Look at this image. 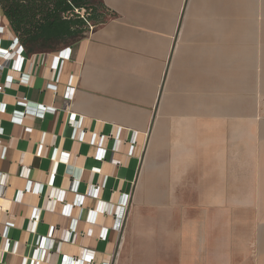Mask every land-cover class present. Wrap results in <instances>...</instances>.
I'll list each match as a JSON object with an SVG mask.
<instances>
[{
    "label": "crops",
    "instance_id": "crops-1",
    "mask_svg": "<svg viewBox=\"0 0 264 264\" xmlns=\"http://www.w3.org/2000/svg\"><path fill=\"white\" fill-rule=\"evenodd\" d=\"M102 3L0 74V264H264V0Z\"/></svg>",
    "mask_w": 264,
    "mask_h": 264
},
{
    "label": "trees",
    "instance_id": "trees-1",
    "mask_svg": "<svg viewBox=\"0 0 264 264\" xmlns=\"http://www.w3.org/2000/svg\"><path fill=\"white\" fill-rule=\"evenodd\" d=\"M95 0H0V8L27 53L56 51L86 37L87 23L100 22ZM99 3V2H98ZM99 6L103 8L100 1ZM93 10L84 19L75 10ZM71 14L72 17H64ZM60 48V49H61Z\"/></svg>",
    "mask_w": 264,
    "mask_h": 264
},
{
    "label": "built area",
    "instance_id": "built-area-1",
    "mask_svg": "<svg viewBox=\"0 0 264 264\" xmlns=\"http://www.w3.org/2000/svg\"><path fill=\"white\" fill-rule=\"evenodd\" d=\"M91 12H92V10H89L88 12L85 9H82V10L76 9L75 10V14H79L80 17L82 19H84V20H85V18H87L90 15ZM66 16L68 18L72 17L71 14H65L64 17H66ZM87 25H88L90 31H92L95 28V26L93 24H91V23H87ZM3 29L4 28L0 26V59L2 60L0 62V74L3 73V71L5 70V67L9 66L10 62L13 60V58L15 56L22 57L25 54L24 52L26 51L25 47L21 45V43H20L18 38L15 41H13V44H11L10 47H8L7 49H3L1 47V41H2L1 35L3 33ZM63 61H64V58H63V55H62L59 58H57L55 66L58 67V66L62 65ZM21 81L22 82H27L28 81V77H24ZM10 83H11L10 80H7L5 83H0V95L2 93H4L5 90L8 87H10ZM23 101L27 102V99L24 98ZM4 111H5V105H4V103H2L0 101V113H3ZM23 114L24 113H22V115ZM15 120L19 121L20 118H18V116L17 117L15 116ZM5 190L6 189H4L3 191L0 192V197L3 196V192L5 193ZM19 195L20 194H17V196L15 198L16 202L19 201V198H20ZM128 202L129 201H125L124 202V204H123L124 208H126L128 206ZM2 212H3L2 209H0V220H1ZM122 224H123V220L119 221L117 223V225H116V229L119 232H121L122 229H123V225ZM12 226L13 225L10 224V223L5 225L4 231H3L2 235H1V238H2V240L4 242V244H3L4 247L2 248V250H0V262L2 260L3 254L6 253L11 248L12 244H11V239H10V232L12 230L11 229ZM39 243H40V241L38 242L37 249L35 251L36 254L38 253L39 250H41V245L42 244H39ZM14 247L16 249L17 245H15ZM41 262H42L41 260L36 259L34 257L33 262L31 264H40ZM72 264H79V261H74Z\"/></svg>",
    "mask_w": 264,
    "mask_h": 264
},
{
    "label": "rangeland",
    "instance_id": "rangeland-1",
    "mask_svg": "<svg viewBox=\"0 0 264 264\" xmlns=\"http://www.w3.org/2000/svg\"><path fill=\"white\" fill-rule=\"evenodd\" d=\"M100 1L102 2L103 0H95V2H94V5L92 6L93 8H94V10H95V8L96 7H98L99 8V13H100V15H101V17H100V19H101V21H105L107 18H108V14H104V12H103V8H101L100 6H99V3H100ZM99 2V3H98ZM93 13H94V11L92 10V12L90 13L91 15H90V17L89 18H91L92 16H93ZM93 22V21H92ZM94 23V22H93ZM92 23V24H93ZM96 25V24H95ZM96 28V27H95ZM94 28V29H95ZM91 31H90V29H88V33H90ZM87 33V34H88ZM86 34V35H87ZM61 46H63V44H61L59 47H57L56 49H60L61 48Z\"/></svg>",
    "mask_w": 264,
    "mask_h": 264
}]
</instances>
